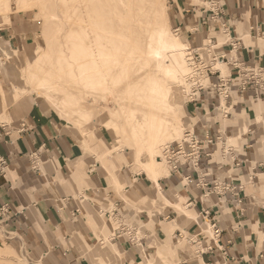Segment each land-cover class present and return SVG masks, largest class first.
I'll return each mask as SVG.
<instances>
[{"label":"crops","instance_id":"1","mask_svg":"<svg viewBox=\"0 0 264 264\" xmlns=\"http://www.w3.org/2000/svg\"><path fill=\"white\" fill-rule=\"evenodd\" d=\"M183 6L177 27L190 45L205 49L214 33L219 48L217 56L230 58L233 45H237L240 60L264 68V0H204V4ZM213 6L223 8L222 23L227 25L228 35L223 34L221 24L212 23ZM180 8L178 5V11ZM185 100L181 113L191 124L192 117L184 108ZM215 106L217 112L212 111ZM232 106L230 118L237 115L235 121L240 122V133L229 139L233 144H241L242 152L226 155L215 146L209 149L210 157L204 159L201 169L210 173L211 181L233 179L245 186L243 203L234 205L218 203L213 196L204 198L201 189L184 188L180 177L171 172L168 177L160 178L157 185L146 173L130 170L133 165L127 166V161L134 160V155L129 159L125 153L115 154L107 157L105 164L100 163L101 160L75 142L66 122L47 106L35 102L29 111H22L23 128L19 133L0 131V157L8 165L6 177L0 178V207L8 205L10 209L0 224L8 228V234L14 235L16 244L37 253L40 258L32 257L40 264L42 261L90 264L83 257V250L87 244L90 247V240L96 239L99 231L94 212L103 214L108 228L112 229L113 210L127 221L150 227L143 248L123 240L113 241L121 255L117 264H158L153 256L158 252L169 255L170 248L176 252L172 257L175 264H264V96L250 89L237 98L233 95ZM224 109L228 110V106ZM210 111L215 117L223 115L220 100L217 104L210 92L202 96L196 108L187 106V112L193 116H205ZM223 118L222 129L219 121L212 126L209 119H204L205 125L198 132L212 128L213 132L227 133V124L235 125V121ZM235 159L242 169L232 168ZM112 167L119 171V182L110 172ZM124 184L134 199H161L192 218L169 209L152 218L147 211L138 212L113 192L106 195V189ZM174 196L179 198L174 200ZM184 200L187 205L192 203L191 206L183 207ZM204 211H210L211 218L218 222L222 232L219 244L204 237L197 253L180 249L178 244L182 242H177L175 235L182 230L176 229L173 234L171 230L182 226L187 234L197 235L207 228L206 220H211L204 217Z\"/></svg>","mask_w":264,"mask_h":264},{"label":"bare ground","instance_id":"2","mask_svg":"<svg viewBox=\"0 0 264 264\" xmlns=\"http://www.w3.org/2000/svg\"><path fill=\"white\" fill-rule=\"evenodd\" d=\"M106 3L109 7L123 12L124 21L133 22L127 28L136 27L140 16H135L132 8L143 7L137 0H107ZM79 4L77 0L75 9ZM147 13V25L151 28L146 30L144 37L142 35L144 39L140 46L135 47L125 41L123 52L118 51L120 46L116 45L112 49L93 51L91 56L85 50L83 55V59L88 60L90 65L80 75L82 87L86 93L96 97L100 93H115L113 100L116 104L113 110H104L94 103L86 109L81 101L74 97L71 84L65 85L56 74L57 70L49 73L43 57L35 50L30 57V64L25 67L27 78L23 77L20 71L14 70L12 62L5 63V67L0 64V123L11 126L19 122L15 112L16 106L23 102L24 109L29 111L35 104V94L37 98L45 100L68 125H78L79 132L91 135L94 142L92 145L89 140L81 143L83 149L87 147L84 150L86 153L91 151L98 158H104L110 153L113 155L121 150L133 149L136 162L141 164L139 172L146 173L158 185L160 178L170 175V168L166 162L157 161L156 157L163 156L166 147L180 141L188 126V120L177 110V94L173 85L183 84V92L188 94L194 84L208 86L210 79L205 72L197 69L194 60L197 49L190 48L183 35H175L172 32L167 8L162 0H152ZM77 17L80 18V15ZM6 42L0 36V55L7 60L13 59L14 53L19 54L20 50L14 47L5 48ZM81 42L79 39L77 45ZM75 56L72 54V58ZM220 62V67L228 66L224 61ZM74 89L78 91L80 88ZM184 97L186 99V95ZM221 102L225 103L227 100L221 99ZM221 110H224L222 103ZM90 124L102 127L103 131L87 132L86 127ZM104 131L115 142L112 151L106 150L98 141L97 132ZM219 140L217 147L220 148V144L224 142L221 137ZM162 147L164 148L161 151ZM145 153L149 154L150 158L142 161ZM113 176L119 182V172L115 171ZM97 236L105 238L102 242L105 245L106 236L100 232ZM168 254L173 257L176 252L170 248ZM99 258L104 261L100 254Z\"/></svg>","mask_w":264,"mask_h":264},{"label":"rangeland","instance_id":"3","mask_svg":"<svg viewBox=\"0 0 264 264\" xmlns=\"http://www.w3.org/2000/svg\"><path fill=\"white\" fill-rule=\"evenodd\" d=\"M76 1L77 0H0V36H2L7 41L5 43V48L13 49L14 47L15 49L20 50L19 54L14 53V58L8 59L9 61L6 57L0 55V64L2 67H5V63L12 62L11 64H14L13 66H15L14 70H17L18 72L20 71L22 76L27 78L28 73L25 67L30 64V57L36 50L37 54L43 57V62L49 69L47 71L52 73L56 72L57 70L56 74L65 85L71 84L70 86L73 87L71 88V92L74 93V97L79 99L86 109L88 106H92L94 103L97 106L102 107L104 110H113L116 104L113 100V98L116 96L115 93H100L96 97L90 93H86L84 87H82V82L79 80L80 75L84 73L89 67L88 65H90L88 60L86 61L83 59V55L85 50H87V54L91 56L93 51H99V49H112L116 45L120 46L117 50L123 52L125 51V48L123 47L125 41L132 43L135 47L140 46L142 40L144 39L143 37L145 36L146 30L151 28V26L147 25L149 19L147 11L152 0H137L138 3H140L143 7L132 8L134 15L140 16L138 23H136V27H133V29L127 28V26L132 25L133 22L124 21L125 17L123 12L115 9V7H109L106 3L107 0H78L80 4L78 8L75 9L74 6ZM162 2L167 8L169 25L172 29V32L175 35L177 34L180 36L184 34L180 28L177 27V18H182L181 12L184 8L183 5L185 3L204 4V0H162ZM178 5L181 7L179 11ZM206 6L209 5L206 4ZM77 15H80V18H78ZM213 36H217V34L212 33L211 38ZM79 39H81L82 42L80 45H77V41ZM186 42L190 48H195L197 51H200V55L203 57V64L200 63L199 70H202L205 72V74H207L208 70L210 69L214 72L219 69L220 71L223 70L222 73L224 77L231 75V67L226 65H223V67L219 66V63L221 62H218L217 55L215 54L219 48L212 49L211 45H208L205 49H203L201 47L190 45V42L187 39ZM72 54H75L76 56L72 58ZM230 56L238 57V54L233 53ZM74 87L80 88L78 91L82 92L78 94V91L74 89ZM205 87H209V85ZM173 90L177 94V110L183 112V101L185 100L184 96L186 95L184 108L186 114L189 117H192L191 124H188L184 133L187 131H197L199 128H202L205 125L204 119H209L208 121L211 122L210 124L212 126L217 121H219L221 123V128L219 129L223 128L222 119H224L223 117H225V114L221 112V114H223L222 116L218 115V117H215L211 114L213 112L210 111L207 113V115H205L207 117L203 115L193 116L187 112V102L190 98L188 96L189 93L186 94L183 92V84H174ZM215 95L216 94H212V96L216 99L217 104L220 100V104L222 103L223 106L229 105L227 104L228 101L225 103L221 102L222 97ZM110 96L112 98H109ZM237 96L238 95L235 94L236 98ZM33 97L35 102H39L43 106H47L54 114L53 110L45 100L37 98L35 94ZM24 107L25 106L23 102L16 106L15 112L19 117L18 123L11 126H5L3 123H0V128H4L6 132L13 131L16 134L19 133L23 128L21 118L23 117L22 111L24 113L26 112ZM212 111L217 112V110ZM225 111L230 112V110ZM235 116L237 117V115L234 114V119L230 118L229 116V119L235 121ZM99 121H101V119H99ZM233 123H235V125L227 124V133L222 132L219 134L218 138L220 139L221 137L222 141L224 142V145L220 144V148H224L225 150L233 149L235 152H242V145L240 144L239 146L238 144H233L229 139L230 136L240 133V122L238 123L235 121ZM66 125L72 131L71 135L73 136L72 138L76 143L81 144L88 140L89 144L91 143L90 145L94 143L92 141L91 135H86L85 133L79 132L78 125L71 126L67 123ZM92 130L103 131V128L94 124L87 125L86 131L90 132ZM97 137L98 141L106 150H113L115 142L107 132H97ZM180 141L174 142V145ZM241 143H243L242 140ZM163 148L164 147L161 148V151ZM216 148H218L217 150L220 149L217 146ZM86 149L87 147L84 148V150ZM87 153L98 158L92 154L91 151ZM122 153H125L129 159L134 155V160H130V162L127 161V166L132 163L133 167H131L130 170L134 168V171L137 170L139 172L141 164L136 162L135 151L133 149L127 151L121 150L115 154L122 155ZM115 154L112 155L110 153L107 154L106 157H99L98 159L102 161L100 163L105 164V159L107 157L112 158L115 156ZM161 156H157L156 160L163 162L160 159ZM149 158V154L145 153L143 155L142 161H147ZM36 161H38V163L41 162L38 158ZM167 166L170 168L168 164ZM124 170L127 169L124 168ZM115 171L119 172L115 169V167L110 168L112 175ZM141 174L145 175V173ZM126 186V184L121 187L111 186L110 188L106 189V195H108L110 192H113L116 194L117 198L125 200L127 205L136 209L138 212L147 211L152 218H156L153 216L159 213L164 214V212L168 209L170 211L176 210L180 213V215L185 214L186 216L192 218V216L187 214L184 210L182 211L173 205H169L161 199L156 201L154 198L150 197L140 200L134 199L126 192ZM178 198L179 196L177 198L174 196L173 199L177 200ZM105 202L109 201L106 200ZM185 202L186 200L182 202L183 207H187ZM98 205L101 206L103 210H105V206L101 205V203ZM112 209H114V206H112ZM94 216L98 220V232L106 236L107 242L105 245L102 244V242L105 241V238L98 237L96 233V239L93 241L90 240V247H88L87 244V249L84 248L85 250H83V257L88 259L90 264H117V261L121 258V255L112 241L114 238V229L117 227V224L112 219L113 228L109 229L103 214L94 212ZM183 228L184 227L182 226H176L173 228V230H171V233L173 234L176 229H180L183 232ZM149 229L150 227L147 226L144 230ZM8 232H10L8 228L0 224V264H40L32 257L34 256L36 258H40V256L37 253L27 250V248L22 247L20 244H16L15 241H13L14 235L8 234ZM205 238L211 239V232H205ZM178 246L180 249L192 254H195L198 251V247L187 241H183L182 243L178 244ZM99 254L102 255L104 261L101 260L102 258H99ZM153 257L154 261H158V264H175L173 258L170 255L164 254L161 256L158 252L157 255ZM42 263L47 264L45 261H42ZM153 264H155V262Z\"/></svg>","mask_w":264,"mask_h":264},{"label":"built area","instance_id":"4","mask_svg":"<svg viewBox=\"0 0 264 264\" xmlns=\"http://www.w3.org/2000/svg\"><path fill=\"white\" fill-rule=\"evenodd\" d=\"M211 21L212 23L221 24L223 34L228 35V27L226 24L222 23V18L225 16L223 8L221 6H213ZM212 37L210 40L211 48H218ZM237 45H233V53H236ZM216 54V53H215ZM217 55V54H216ZM217 60L224 61L229 67H231V75L224 77L223 73L220 70L214 72L213 70H208L207 76L210 79L209 87H205L200 83L194 84L191 90L188 92L189 101L188 105L197 107L202 96L210 92L216 94L215 96H221L222 99L228 101L227 112L224 109L222 113L224 116L229 118L231 111L233 109L232 100L233 95H243L250 89H254L258 92L260 96H264V68L250 63H246L240 60L238 57L227 55L217 56ZM194 60L197 63V69H199L200 63L203 64V57L200 55V51L194 53ZM212 84V85H211ZM217 106H215V111ZM3 131L5 134L6 131L4 128H0V131ZM221 131L216 133L213 132L212 128H207L203 133L197 131H187L183 139L176 143L166 147L163 151V156L161 161L166 162L171 168V175L179 176L184 188L195 187L203 191L204 198H210L211 196L215 197L219 202L230 203V204H242L245 194V186L242 183H237L233 179H218L215 181L210 180V173L202 170V164L204 159L210 157L208 153L209 149L214 148L218 145L219 134ZM2 134L0 132V138ZM224 145V144H223ZM223 153L229 155L233 153V149L225 150L222 149ZM233 169L243 168L240 162L236 163ZM7 161L4 158L0 157V178L6 177L7 171ZM192 203H189L187 206L190 207ZM10 213L8 205H2L0 207V219H4ZM111 225L113 228L112 219L116 222L117 227L114 229V238L115 240H123L128 242L132 246L143 248L146 238L149 236L148 231L144 230V226L136 225L133 222L127 221L121 213L117 210H113L110 214ZM210 211H204V217L206 219L211 218ZM208 222V223H207ZM207 228L202 230L197 235H189L185 231H178L175 235L177 242L187 241L194 246H198L200 250L201 238L205 237V232H211L212 240L215 244H219L221 230L218 226V222L214 220H206Z\"/></svg>","mask_w":264,"mask_h":264}]
</instances>
